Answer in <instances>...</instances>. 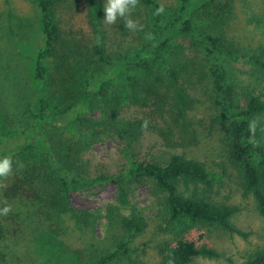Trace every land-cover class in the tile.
Masks as SVG:
<instances>
[{"label":"trees","instance_id":"trees-1","mask_svg":"<svg viewBox=\"0 0 264 264\" xmlns=\"http://www.w3.org/2000/svg\"><path fill=\"white\" fill-rule=\"evenodd\" d=\"M31 1L39 9L44 38L33 63V77L40 84L41 95L29 123L0 139V157L13 161L11 174L0 178V208L10 206L6 215L0 214V240L17 228L9 221L13 206L27 204L42 213L44 210L48 225L60 224L64 215L85 224L93 215L72 207L68 193L105 183L116 188V201L107 207L111 225L117 224L129 235L139 234L148 222L130 195L132 184L144 180L150 183L166 224V237L157 246L161 254L158 264H196L198 257H218L217 250L200 237H188L189 230L216 227L227 233H244L231 222L237 208L213 197L216 176L204 161L172 153L165 160H135L118 173L92 175L80 162L81 139L65 135L74 123L84 131L93 126L106 128L128 147L138 143L148 130L168 139L192 119L191 112L199 101L198 87L211 90L209 95L219 104L217 118L224 130L225 156L237 171L243 195L252 197L256 212L264 220V147L255 141L260 132L251 123L255 116L264 114V99L250 90H238L227 70L228 58L234 56L253 64L264 76V50L258 54L228 41L233 8L230 0H206L195 7L201 8L205 18L202 30L196 29L188 14L195 0H178L179 8L170 22L155 26L139 51L113 54L105 50L100 39L86 46L62 34L55 16L58 0ZM86 1L94 5L92 22L100 25L102 0ZM138 5L153 7L155 12L159 8L154 0H137L131 17L138 12ZM124 22L118 18L115 24ZM174 32L193 39V55H186L183 46L171 51ZM49 57L54 69L47 73L45 59ZM75 78L79 89H66ZM54 93L62 95L58 104L51 101ZM128 103L144 110L123 118L120 110ZM81 104L90 111L98 110L100 116L78 113ZM123 208L127 213H121ZM125 250V241H120L96 264H108ZM242 264H264V247L253 250Z\"/></svg>","mask_w":264,"mask_h":264},{"label":"rangeland","instance_id":"rangeland-1","mask_svg":"<svg viewBox=\"0 0 264 264\" xmlns=\"http://www.w3.org/2000/svg\"><path fill=\"white\" fill-rule=\"evenodd\" d=\"M154 1L159 7L157 12L153 7L138 5V12L129 17L136 24L134 29L126 28L125 22L122 25L107 24L103 9L100 25L93 23L94 5L86 0H58L55 16L60 32L67 33L72 42L79 40L80 44L90 46L100 39L110 54L135 53L146 43L155 26L170 22L180 5L178 0ZM204 1L195 0L194 5L188 8L197 30L203 29L205 18L201 15V8L197 10L195 7ZM102 2L104 5L105 0ZM230 2L233 8L227 26L228 41L234 40L239 46H247L260 54L261 49L264 50V0ZM172 37L171 51L176 52L183 46L186 55L194 54L193 39L175 32ZM43 44L37 6L31 0H0V139L16 134L29 123L35 111L41 92L40 84L33 77V63ZM228 62L229 78L239 85L237 89L250 90L264 99V76L257 67L234 56L228 58ZM45 66L47 73L53 71L51 57L45 59ZM79 85L78 78H75L66 89L78 90ZM208 91L201 87L196 89L199 101L191 112L192 119L184 129L175 131L172 136L170 134L168 139L160 132L148 130L138 143L128 147L106 128L93 126L84 131V127L78 128L74 123L65 135L81 139L80 162L92 175L118 173L135 160H165L172 153H183L204 161L216 176L213 197L237 208L231 222L244 235L227 233L216 227L191 228L188 237H200L219 253L218 257L211 259L198 257L195 262L242 264L253 250L264 247V220L256 212L252 197L243 195L237 171L227 161L222 141L224 130L217 118L221 109L214 95H209L212 91ZM51 98L54 104L62 101L59 93H54ZM88 107L81 104L78 113L84 112L94 118L100 116L98 110L90 111ZM143 110L128 103L120 110V116L132 118ZM220 119L223 120L222 117ZM251 123L260 132L255 141L257 139L264 147V114L255 116ZM115 196L116 188L112 183L69 192L72 207L93 215L85 224L76 223L64 215L60 224L48 225L44 221V210L42 213L37 207L27 204L13 206L9 221L17 228L0 240L1 264H96L120 241H125V252L108 264H158L161 254L157 246L165 239L167 231L164 230V214L150 183L143 180L132 184L131 202L142 211L148 222L147 228L139 234L129 235L117 224L111 225L107 207L109 203H115ZM125 212L126 208L121 209V213Z\"/></svg>","mask_w":264,"mask_h":264},{"label":"clouds","instance_id":"clouds-1","mask_svg":"<svg viewBox=\"0 0 264 264\" xmlns=\"http://www.w3.org/2000/svg\"><path fill=\"white\" fill-rule=\"evenodd\" d=\"M137 0H105L103 6L104 21L107 24H115L118 18L125 19V27L134 29L135 22L128 18L135 8ZM159 11H162L160 9ZM12 159L8 156L0 157V178L9 176L12 172ZM10 206L0 208V214H7Z\"/></svg>","mask_w":264,"mask_h":264}]
</instances>
